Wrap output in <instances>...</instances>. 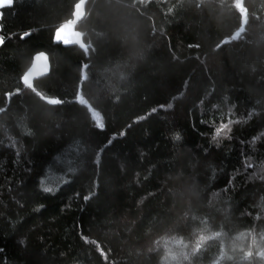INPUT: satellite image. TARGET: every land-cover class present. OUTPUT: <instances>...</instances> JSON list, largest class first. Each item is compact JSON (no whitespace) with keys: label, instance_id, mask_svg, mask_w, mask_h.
I'll return each instance as SVG.
<instances>
[{"label":"trees","instance_id":"trees-1","mask_svg":"<svg viewBox=\"0 0 264 264\" xmlns=\"http://www.w3.org/2000/svg\"><path fill=\"white\" fill-rule=\"evenodd\" d=\"M75 3L0 9V264H264V0ZM72 16L88 56L52 43ZM37 51L38 91L83 107L23 89Z\"/></svg>","mask_w":264,"mask_h":264},{"label":"snow or ice","instance_id":"snow-or-ice-1","mask_svg":"<svg viewBox=\"0 0 264 264\" xmlns=\"http://www.w3.org/2000/svg\"><path fill=\"white\" fill-rule=\"evenodd\" d=\"M14 4V0H5L3 4H0V9L4 8H10ZM78 9L81 10L78 12ZM83 3L82 0H76V3L73 5V13H77L80 15V20H82L83 14ZM3 16V12H0V17ZM72 20H76V16H72V19H68L67 21L61 23L58 27H55L54 30L52 31V43L55 46H78L81 52L85 55L88 56L90 54V47L89 45L85 42L84 40V33L81 31L76 30V24L79 20H77L75 23H72ZM66 30H69L71 32V36L65 35ZM33 33L30 30H24L20 32L18 35L20 37L21 41H24L26 37L31 36ZM6 43V37L4 35H0V46H4ZM222 45H217V49L220 48ZM199 47V45H197ZM93 51V49H91ZM31 66L27 67L26 70L22 72L18 76V81L19 84L23 86V89H27L28 92H30L32 95H34L38 100L42 101L44 104L55 107V106H62L67 103H73V104H80L81 107L83 105L80 102V97L83 95V84L77 83L75 85V90L73 92L74 100L68 101L60 96H49L43 94L41 91H38L34 80L35 77L38 75V72L36 71L34 75L31 76V79H29V75L33 72V69L36 68L39 70V74L43 75H49L51 72V66H50V57L45 51H37L34 53V55L31 56ZM42 64V66H41ZM90 65L85 63L82 64V69H87ZM78 81H85L87 79L86 74L84 72H81V74L78 76ZM23 89L20 86H17L15 89V94L16 95H21L23 94ZM12 93H4L5 99H11ZM119 98H117V101ZM169 109L173 107L171 103L167 105ZM165 105L160 104L159 109H164ZM4 111V109L0 108V112ZM158 108L157 107H152L151 108V113L155 114L157 113ZM91 116L94 117L92 123L95 125V127L98 130H105L106 124L104 122H101V114L98 112L95 113H90ZM146 119V115H137L134 117L133 124L144 121ZM230 123L229 122H223L221 121L218 127L214 128V135H213V140L216 139V137L223 133L225 137L231 139L230 136ZM132 125H129L128 127H131ZM126 131L120 130L119 132L113 133L112 137L107 140V145H111L114 141V138L119 136V137H124L126 135ZM182 137L179 134H176L173 136L174 141H180ZM103 149H101V152L95 153V155L99 156L101 155ZM51 189H45V192H51ZM83 199L85 201L89 200V196H84ZM81 239H83L86 243H94V241H90L88 237L82 236ZM20 243H24L23 240L20 241ZM105 260L107 259V256H104Z\"/></svg>","mask_w":264,"mask_h":264},{"label":"water","instance_id":"water-1","mask_svg":"<svg viewBox=\"0 0 264 264\" xmlns=\"http://www.w3.org/2000/svg\"><path fill=\"white\" fill-rule=\"evenodd\" d=\"M65 35H67V36L70 37L72 34H71V32H70L69 30H66ZM31 63H32V61H31ZM31 63H30V65H29V67L31 66ZM41 66H42V64H41ZM50 66H51V65H50ZM36 71L38 72V75L35 77V80H37V79H39V78H42V77L46 76V75H43V74H39V70L36 69V68H34V69H33V72L29 75V79H31V76L34 75Z\"/></svg>","mask_w":264,"mask_h":264},{"label":"rangeland","instance_id":"rangeland-1","mask_svg":"<svg viewBox=\"0 0 264 264\" xmlns=\"http://www.w3.org/2000/svg\"><path fill=\"white\" fill-rule=\"evenodd\" d=\"M71 22H73V21H71Z\"/></svg>","mask_w":264,"mask_h":264}]
</instances>
